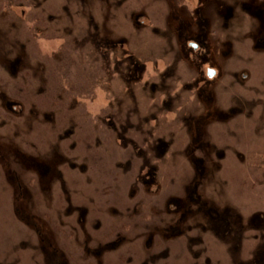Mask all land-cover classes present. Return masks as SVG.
<instances>
[{"label": "rangeland", "instance_id": "obj_1", "mask_svg": "<svg viewBox=\"0 0 264 264\" xmlns=\"http://www.w3.org/2000/svg\"><path fill=\"white\" fill-rule=\"evenodd\" d=\"M0 264H264V0H0Z\"/></svg>", "mask_w": 264, "mask_h": 264}, {"label": "flooded vegetation", "instance_id": "obj_2", "mask_svg": "<svg viewBox=\"0 0 264 264\" xmlns=\"http://www.w3.org/2000/svg\"><path fill=\"white\" fill-rule=\"evenodd\" d=\"M190 45H191V47L194 48L195 50H198V45H196V44H194V43H191ZM194 45L197 46V48H195ZM210 70L215 71V70H213L212 68H211V69H207V72H206V73H207V75H208V78H209V79H214V78L216 77V75H217V72L215 71V75H214V77H213V78H210V77H209V71H210Z\"/></svg>", "mask_w": 264, "mask_h": 264}, {"label": "water", "instance_id": "obj_3", "mask_svg": "<svg viewBox=\"0 0 264 264\" xmlns=\"http://www.w3.org/2000/svg\"><path fill=\"white\" fill-rule=\"evenodd\" d=\"M194 47L197 48V46H195V45H194ZM214 75H215V71L210 70V71H209V77H210V78H213Z\"/></svg>", "mask_w": 264, "mask_h": 264}]
</instances>
